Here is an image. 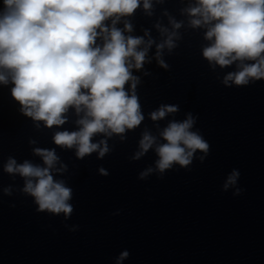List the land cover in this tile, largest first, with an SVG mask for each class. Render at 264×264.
Masks as SVG:
<instances>
[{
  "label": "clouds",
  "instance_id": "clouds-1",
  "mask_svg": "<svg viewBox=\"0 0 264 264\" xmlns=\"http://www.w3.org/2000/svg\"><path fill=\"white\" fill-rule=\"evenodd\" d=\"M140 3L141 0H0V83L8 84L10 76L14 85L11 95L23 114L43 121L46 127L65 124L64 114L70 107L77 114L84 112L76 122L78 131H58L53 136L56 145L75 147L80 159L97 150L103 157L109 151L106 141L92 142L94 135L123 134L144 120L135 93L139 79L131 70L143 67L152 41L141 49L142 37L124 35L132 31L130 23H125L124 30L115 26L121 17L131 16ZM143 7L151 8L149 0H143ZM186 11L192 17V27L208 26L205 39L211 44L203 49V56L210 63L226 67L240 62V70L225 77L226 85L229 81L239 86L250 79H264V0H197L196 6ZM109 19L111 26L105 24ZM171 23L174 28L181 26ZM175 35L173 32L157 45L158 58L165 46L175 47ZM98 37L103 39L102 46L96 43ZM245 60L254 62L245 64ZM159 62L167 67L162 60ZM129 82L131 94L125 89ZM177 111L175 105H161L150 113V118L159 121ZM194 124L191 114L183 121H170L159 133L163 141L159 144L145 131L135 158L156 145V169L160 173L176 164L188 167L197 150L208 153L210 148L192 130ZM33 151L43 165L28 160L17 163L9 158L4 171L24 179L22 190L34 199L38 211L69 217L73 212L69 203L72 189L53 175V170L61 171L56 168L59 157L54 149ZM200 159L203 162L205 157ZM151 171L149 168L142 172L140 178ZM239 175L234 170L224 189L236 184ZM240 191L237 189L235 194ZM127 256L123 252L120 259Z\"/></svg>",
  "mask_w": 264,
  "mask_h": 264
}]
</instances>
